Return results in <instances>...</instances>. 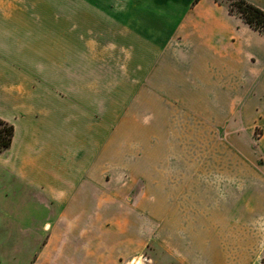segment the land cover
I'll use <instances>...</instances> for the list:
<instances>
[{
	"label": "crops",
	"instance_id": "crops-1",
	"mask_svg": "<svg viewBox=\"0 0 264 264\" xmlns=\"http://www.w3.org/2000/svg\"><path fill=\"white\" fill-rule=\"evenodd\" d=\"M36 2L0 0V211L31 264H264V122L238 121L264 35L215 0Z\"/></svg>",
	"mask_w": 264,
	"mask_h": 264
},
{
	"label": "rangeland",
	"instance_id": "rangeland-1",
	"mask_svg": "<svg viewBox=\"0 0 264 264\" xmlns=\"http://www.w3.org/2000/svg\"><path fill=\"white\" fill-rule=\"evenodd\" d=\"M37 1V0H36ZM35 0H11V4H9L11 7H13L14 11H39L44 9L38 2ZM223 4L230 3V0H219ZM47 9L49 5H46ZM52 7H54L52 5ZM41 8V9H40ZM49 10V9H48ZM53 10V9H52ZM80 32H84L80 29ZM54 35L49 36L47 34L45 43L48 44H56V41H51L50 37ZM76 37L73 36V39ZM77 38H79V45H83L87 42V39L91 42H94L95 49H96V55L98 54L97 50L102 48V45L106 44V36H94V37H88L87 35H78ZM68 41H63L60 44L68 45L69 40L71 37L65 38ZM54 46V45H52ZM97 46H99L97 48ZM106 72L102 69V67H96V75H104ZM100 91H102L101 86L99 87ZM115 93V92H114ZM254 103V111H251L249 115L245 117H238V121L240 125H246L248 122L255 123L258 127L262 126V123L264 122V96L262 94H256L253 98ZM242 104V102H239V106ZM241 107V106H240ZM241 111V109H240ZM244 125V126H245ZM259 129L254 131V136L256 137L258 135ZM119 152L116 157H118L119 153L124 150V148H116ZM25 197L27 201L24 202H37V197L31 193V195H25L23 196L21 193L16 192L12 196H8L10 200H12L15 205H19L20 203H23L22 199ZM30 198V202L28 201ZM24 213L22 211H16V212H1L0 211V264H31V254L29 250V244L26 243L24 245L23 240L24 233L22 228L13 229V228H7L6 222H12V220H20L22 221ZM36 239H39L38 234L36 235ZM35 239V240H36ZM26 240H29L27 238ZM25 252V253H24ZM26 255V256H25Z\"/></svg>",
	"mask_w": 264,
	"mask_h": 264
},
{
	"label": "trees",
	"instance_id": "trees-1",
	"mask_svg": "<svg viewBox=\"0 0 264 264\" xmlns=\"http://www.w3.org/2000/svg\"><path fill=\"white\" fill-rule=\"evenodd\" d=\"M226 7L230 14L237 15L248 26L264 35V10L247 0H230ZM13 133V126L0 119V153L10 146Z\"/></svg>",
	"mask_w": 264,
	"mask_h": 264
},
{
	"label": "built area",
	"instance_id": "built-area-1",
	"mask_svg": "<svg viewBox=\"0 0 264 264\" xmlns=\"http://www.w3.org/2000/svg\"><path fill=\"white\" fill-rule=\"evenodd\" d=\"M130 264H137V261L132 260V261L130 262Z\"/></svg>",
	"mask_w": 264,
	"mask_h": 264
},
{
	"label": "bare ground",
	"instance_id": "bare-ground-1",
	"mask_svg": "<svg viewBox=\"0 0 264 264\" xmlns=\"http://www.w3.org/2000/svg\"><path fill=\"white\" fill-rule=\"evenodd\" d=\"M141 263V262H140Z\"/></svg>",
	"mask_w": 264,
	"mask_h": 264
}]
</instances>
